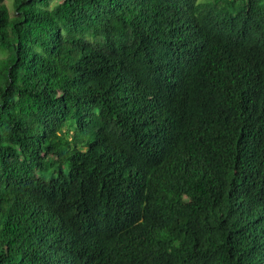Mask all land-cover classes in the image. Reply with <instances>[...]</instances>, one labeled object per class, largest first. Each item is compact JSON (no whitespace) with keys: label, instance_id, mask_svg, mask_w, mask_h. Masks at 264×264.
<instances>
[{"label":"trees","instance_id":"obj_1","mask_svg":"<svg viewBox=\"0 0 264 264\" xmlns=\"http://www.w3.org/2000/svg\"><path fill=\"white\" fill-rule=\"evenodd\" d=\"M0 264H264V0H0Z\"/></svg>","mask_w":264,"mask_h":264},{"label":"rangeland","instance_id":"obj_2","mask_svg":"<svg viewBox=\"0 0 264 264\" xmlns=\"http://www.w3.org/2000/svg\"><path fill=\"white\" fill-rule=\"evenodd\" d=\"M210 0H196L197 3H206ZM6 8H7V11H8V14H11L12 13V0H3ZM90 135H87V134H82L81 137L83 139H89Z\"/></svg>","mask_w":264,"mask_h":264}]
</instances>
